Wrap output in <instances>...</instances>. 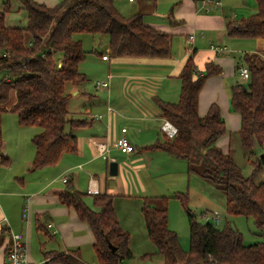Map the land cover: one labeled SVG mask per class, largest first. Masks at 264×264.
<instances>
[{
	"label": "trees",
	"instance_id": "trees-1",
	"mask_svg": "<svg viewBox=\"0 0 264 264\" xmlns=\"http://www.w3.org/2000/svg\"><path fill=\"white\" fill-rule=\"evenodd\" d=\"M27 15L25 28H9L5 17L10 12L9 0L0 9V116L15 115L21 128L36 127L40 131L31 138L34 156L31 171L56 166L63 155L75 154L78 140L64 132L68 115L66 104L71 98L66 86L81 88L87 83L79 65L86 58L77 35L108 37V57L133 59H168L173 36L149 27L142 14L122 16L114 0H62L47 7L34 0H18ZM255 14L237 20H227L225 31L229 39L264 42V0H253ZM108 58L107 56H105ZM241 64L248 71L244 84L230 88L229 105L240 117L235 136L247 161L251 176L245 178L236 167L231 151L223 153L216 142L226 133L219 107L212 104L205 116L198 115V96L207 79L221 73L212 62L198 71L193 58L181 66L176 78L180 92L176 104L153 98L160 117L177 128V135L168 139L163 134L141 152L162 151L185 160L189 171L208 182L225 197L228 216L252 218L256 228L264 229V181L257 177L264 169V48L244 54ZM70 129L86 127L84 120L68 121ZM234 134L231 135V137ZM231 141V138H230ZM0 125V151L2 148ZM259 153V154H258ZM0 155V165L5 163ZM201 162L202 171L191 168ZM114 195H90L74 189L72 183L58 195L59 204L71 208L81 222L88 225L94 238L97 264H122L133 259L129 250V235L123 232L113 208ZM188 216L189 247L183 250L178 236L168 228V198L144 197L142 217L149 241L156 256L164 264H264V241L243 246L242 236L226 226L219 229L212 222L200 224L188 208L187 194H175ZM7 234L3 227L0 246ZM108 244L117 250L112 253ZM8 250V246H7ZM48 264H85L79 252L44 254ZM152 255H145L148 260Z\"/></svg>",
	"mask_w": 264,
	"mask_h": 264
},
{
	"label": "crops",
	"instance_id": "crops-1",
	"mask_svg": "<svg viewBox=\"0 0 264 264\" xmlns=\"http://www.w3.org/2000/svg\"><path fill=\"white\" fill-rule=\"evenodd\" d=\"M34 1L47 7H54L62 0ZM117 1L114 0L115 6ZM143 1L144 3H141ZM4 2L5 0H2L1 5ZM124 2L135 7L133 15L139 13L143 15L145 25L173 36L171 55L168 59H112L122 68L114 75L115 77L107 76L106 80L108 77L112 78L110 92L95 90L97 91L95 94H90L86 89L84 91L78 88L88 101L86 104L89 105V109H85L84 118L89 124L76 130L77 152L63 155L56 166L31 171L33 148L23 152L21 145L17 143L9 158L7 155L10 156L11 153L2 144L0 155L5 158V163L0 165V233L1 229L6 227L7 234L0 246V264L6 263L11 233L22 235L29 264H43L46 260L44 254L47 253L61 255L76 250L85 264H97L93 249L94 238L88 225L78 219L73 209L59 204L58 195L65 190L68 183H72L74 189L81 193H88V189L92 187L96 194L107 193L115 196L113 201L115 215L121 230L129 235V250L133 256L132 260L122 264H140L132 261L145 255L156 256L155 247L148 239L141 213L142 199L162 197L166 192L164 190L166 182L170 179L178 184L177 188H182L185 181H189V177L195 174L190 173L187 162H185L187 166L178 165L181 159L158 150L141 152L139 149L151 145L161 137L159 125L156 128L159 133L155 137L150 133L154 124L162 122L152 99L156 97L170 104L178 102L180 82L176 76L182 64L189 58H193L200 72L204 70L205 64L210 62L221 70L219 75L205 82L198 96L197 108L198 115L203 117L212 104L219 107L226 133L217 140L216 146L223 153L231 151L230 138L239 131L240 117L230 111L229 90L236 84H242L237 83V79L246 82L239 75L243 52L257 53L264 48V42L259 40V49L255 50L257 46L247 51L242 45L234 44L237 40L227 37L225 26L229 19H243L255 14V2L220 0L221 7L212 9L210 13L201 10L195 0L132 2L124 0ZM9 4L10 12L5 17V25L9 28H25L27 15L21 3L18 0H9ZM159 5L160 9L169 6L168 13L156 14L147 19L146 16L156 13ZM147 7L148 11L142 13V8ZM190 37L192 51L188 53ZM211 47L224 49V52L219 54ZM236 53L241 55L235 56ZM100 56L102 63H109L108 56L107 60H102L105 55ZM88 63L92 61L86 58L87 79ZM82 64L79 65V71ZM110 69L108 66V73ZM108 106L116 113H108ZM118 126L130 127L126 134L130 142L135 138L140 140V145L135 146L136 152L129 156L124 155L125 159L121 163L116 156V153L120 152L111 148V144L119 137ZM38 132V129L27 130V138L31 140ZM138 134L142 136L139 138ZM92 141L109 145L107 159L95 153ZM109 160L118 164L115 177L108 174ZM163 163L167 165L166 168L162 166ZM177 167L181 172L176 171ZM63 178L67 179L66 184L62 182ZM165 178H168V181H165ZM151 179H154V182L158 181L157 192L153 189L154 185L149 182ZM188 188L191 190L190 182ZM213 198L202 195L193 188L189 192V206L195 204L205 208L203 216L208 218L218 217L219 207L215 205L214 201L217 200ZM221 198L225 204L224 195ZM219 225L220 222L214 226L219 228ZM181 246L184 250L182 244ZM155 264H164V259L156 256Z\"/></svg>",
	"mask_w": 264,
	"mask_h": 264
},
{
	"label": "rangeland",
	"instance_id": "rangeland-1",
	"mask_svg": "<svg viewBox=\"0 0 264 264\" xmlns=\"http://www.w3.org/2000/svg\"><path fill=\"white\" fill-rule=\"evenodd\" d=\"M1 2H2V0H0V9H1ZM141 3H144V1ZM159 3H160V1H159ZM116 4H117V6H116L117 10L124 17H130V15H133V13H135V7L128 5L126 2H124V0H121V1L118 0L116 2ZM142 7H143V4H142ZM168 7L165 9H163L161 7V9H160V5H159L156 13L152 14L151 16L148 15V16H146V18L148 19L150 17L155 16L156 14H162V13L167 14L169 11ZM141 11H142V13H145L146 11H148V7L142 8ZM74 39L81 42L82 47H83V51L86 53L87 60H90V62L92 61V63H88L86 65L88 67V75H89L88 79L89 80L86 78L87 83L85 85H83L82 86L83 88L81 87V89L84 91L86 89V91L88 93L95 94V92H97V91H95L94 83L95 82H104L103 80L104 79L106 80L108 75L114 76L115 74L120 72L122 67H120L117 63H115V61L112 60V58H109V60H110L109 63H102V61H101L100 55H105V56L109 55L108 54L109 51H108V37L107 36L83 34V35L75 36ZM259 42H260L259 40H250V39L242 40V39H239V40L235 41L234 44H237V45L240 44L243 46V49L249 51V50L257 47ZM257 49H259V46H258V48H255V50H257ZM244 53L245 52H243V55H244ZM245 54H252V53L247 52ZM237 55L239 56V55H241V53H236L235 56H237ZM85 59L82 62L83 63L82 67L80 68V70H81L80 72L84 73L83 74L84 76H85ZM108 66H110V68H111L109 73H108ZM99 69H100V71H99ZM122 73H127V72L122 71ZM5 75L6 74L4 72H1L0 73V80ZM236 82L242 83L245 85V82H241V79H237ZM81 89L72 87L70 85L66 86L67 94H70V95L73 94L74 95L69 99V101L66 104V109L68 111V115H67L66 122L64 125V132L66 134H69V133H71L72 135L78 134V131H76L77 129H70L68 121L84 120L85 119L84 118L85 117L84 111L86 108L89 109V107H88L89 105L86 104V102H88L87 98L85 97V95H83L81 93ZM79 90H80V92H79ZM0 121H1L2 139L4 142L3 143L4 147H6L7 150L11 153L10 156L7 155V157H9V158L11 157L14 150L16 149L15 145L17 143L21 145V151H23V152L29 148H30V150H31V148L34 149L30 139L27 138L28 136L26 135L27 134L26 131L29 129H38V128L28 127V128L22 129L21 127L18 126L15 115H13L11 113H5V114L1 115ZM160 125L161 124H156V125L154 124V126L151 128L150 133H152V136L155 137L156 134L159 133L158 130H160ZM157 126H158V130L156 129ZM120 127L121 126H118V132L120 131ZM128 128H130V127L128 126ZM138 136L140 138V136H142V135L138 134ZM131 144L135 148L136 145L137 146L140 145V140L135 138L132 140ZM144 147H146V146H144ZM230 147H231V157L233 158V161H234L236 167L239 169L242 176H244L245 178H248L249 176H251L253 168H252V165L250 164V162L247 161L246 156L243 154L241 147L239 145V140H238L237 136L231 137ZM116 156L119 159L120 163L122 162V160L125 159V156L120 154V153H116ZM108 162L110 163L111 161L109 160ZM178 162H179L178 165L180 164V166H182V165L187 166V163H185L186 161L182 160V161H178ZM162 166H164L166 168L167 165L163 163ZM191 168L196 172L197 171L201 172L202 171V164H201V162H193L191 164ZM175 169H176V171L181 172V170H179V167H177ZM190 173H192V172H190ZM195 175H191L189 177V181L188 180H187V182L185 181V185L182 188H177L178 184L176 182H172L171 179L169 181H168V178L164 179L165 181H168V182H166V187L164 189L166 192H164V195H165V197L166 196L170 197V198L167 197L168 198V206H169V218H168L169 223H168V226H170L169 228H173L172 231L177 234L180 246L182 244L184 247V250H187L189 247L188 216H187V213L184 210V208L180 205L179 201L177 199H175V194H177V193L184 194L185 193V194H187L188 199H189V192L193 188L196 191H198L199 193H201L202 195L212 196V197H214L213 198L214 200L215 199L217 200V201H214V203L216 206L219 207V211H220V212H218V217H219V222H220L219 229L222 230L226 226H228L232 229H235L242 236L243 246H248V245H252V244H256V243H260V242L264 241V229L260 230V229L256 228L253 224L252 218H246L244 216H233V217L228 216L225 213V204L223 202V198H221V196H223L222 192L215 190L208 182H206L205 180H203L199 177H196ZM155 181H157V180H155ZM257 181L258 182L264 181V169L258 175ZM149 182L151 185H154L153 189H154V191L157 192L156 186H158V181L154 182V179H151V180H149ZM189 182H190L191 190H189V188H188ZM133 192L134 191H132V193ZM164 195L162 194V197H164ZM192 203H194V202L192 201ZM173 206H175V207H173ZM188 208L191 212L190 215L195 217L196 221L198 223L205 224L206 222H213L212 221L213 218H211V217L208 218L207 216H203V213L206 211L205 208L198 206V205H195V204H192V206L191 205L189 206V203H188ZM142 257H144V256H142ZM142 257L137 258L136 260H134L132 262L133 263H140V264H143V263L155 264L156 256H152L150 259L145 260V261L142 260Z\"/></svg>",
	"mask_w": 264,
	"mask_h": 264
},
{
	"label": "built area",
	"instance_id": "built-area-1",
	"mask_svg": "<svg viewBox=\"0 0 264 264\" xmlns=\"http://www.w3.org/2000/svg\"><path fill=\"white\" fill-rule=\"evenodd\" d=\"M128 1L132 2L133 0ZM195 2L198 4L199 8L205 13H210L212 9L221 7L220 0H195ZM188 44L189 46L187 48V52L189 53L192 51V37L189 38ZM211 49L219 54L224 52V49H218L215 47H211ZM102 60H107V58L103 56ZM239 75L244 81L248 80L249 78L248 71L243 66L239 68ZM111 81L112 78L108 77L107 81L95 82L94 88L95 90H106L107 92H110ZM107 112L116 113L115 110L110 106H108ZM100 117L101 116H99V118ZM160 131L168 139H173L177 135V128L174 127L169 121L163 119L160 125ZM127 133L128 128L125 126L121 127L119 131V137L111 144V148L119 151L122 155L125 156L132 155L136 152L135 148L126 137ZM92 147L98 156L102 157L103 159H107V155L109 153V145H107L106 143H97L92 141ZM62 182L66 184L67 179L63 178ZM88 194L95 195L96 192L91 187L88 189ZM212 221L214 225H217L219 222V218L214 217ZM5 264H29L26 259V247L24 245L23 237L21 234H10V242L8 244V251ZM43 264H48V260H45Z\"/></svg>",
	"mask_w": 264,
	"mask_h": 264
},
{
	"label": "water",
	"instance_id": "water-1",
	"mask_svg": "<svg viewBox=\"0 0 264 264\" xmlns=\"http://www.w3.org/2000/svg\"><path fill=\"white\" fill-rule=\"evenodd\" d=\"M117 169H118V164L116 162H110L109 165H108V174H109V176L110 177L117 176ZM108 247L110 248L112 253L116 252V250H117L111 244H108Z\"/></svg>",
	"mask_w": 264,
	"mask_h": 264
}]
</instances>
